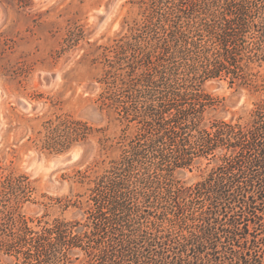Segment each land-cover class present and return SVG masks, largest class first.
Segmentation results:
<instances>
[{
	"label": "trees",
	"instance_id": "16d2710c",
	"mask_svg": "<svg viewBox=\"0 0 264 264\" xmlns=\"http://www.w3.org/2000/svg\"><path fill=\"white\" fill-rule=\"evenodd\" d=\"M141 1L144 19L112 46L100 97L136 130L123 129L120 156L93 180L85 221L34 230L10 206L0 211L3 250L16 264H264V178L234 174L244 164L264 167V109L249 125H201L213 105L206 80L264 89L253 67L264 61V0ZM88 129L65 120L49 131V144L63 148ZM224 145L238 151L223 156V174L192 186L176 179ZM15 188L1 183L19 203ZM74 249L82 260L72 259Z\"/></svg>",
	"mask_w": 264,
	"mask_h": 264
},
{
	"label": "rangeland",
	"instance_id": "374dc122",
	"mask_svg": "<svg viewBox=\"0 0 264 264\" xmlns=\"http://www.w3.org/2000/svg\"><path fill=\"white\" fill-rule=\"evenodd\" d=\"M146 6L141 0H0V211L10 206L16 216L26 215L34 230L55 220L85 221L93 180L120 156L117 141L126 128L114 109L101 107L102 81L111 68L107 59L113 58L116 41L142 23ZM253 67L261 83L264 61ZM202 90L213 98L201 123L208 128L220 120L249 125L264 109L261 87L215 78ZM65 120L82 121L90 129L61 149L51 147L49 131ZM136 124L125 135H132ZM75 147L81 148L76 159L54 162ZM237 151L218 147L209 157H197L191 169L177 171L176 179L192 186L212 172L223 174V156ZM243 167L234 174L264 178L263 166ZM5 179L15 190L20 186L21 202L5 195ZM2 216L0 264H16L3 250L2 229L8 227ZM70 255L85 256L80 249Z\"/></svg>",
	"mask_w": 264,
	"mask_h": 264
},
{
	"label": "water",
	"instance_id": "95a60500",
	"mask_svg": "<svg viewBox=\"0 0 264 264\" xmlns=\"http://www.w3.org/2000/svg\"><path fill=\"white\" fill-rule=\"evenodd\" d=\"M0 12H1V8H0ZM80 151H81L80 147H75L71 151H69L68 153L64 154L63 156L56 158L54 162L59 163V162L73 161L74 159H76L79 156Z\"/></svg>",
	"mask_w": 264,
	"mask_h": 264
}]
</instances>
